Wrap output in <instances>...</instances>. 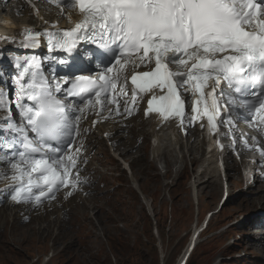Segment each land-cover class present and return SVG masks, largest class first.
<instances>
[{
  "label": "snow or ice",
  "instance_id": "snow-or-ice-1",
  "mask_svg": "<svg viewBox=\"0 0 264 264\" xmlns=\"http://www.w3.org/2000/svg\"><path fill=\"white\" fill-rule=\"evenodd\" d=\"M58 6L74 7L82 18L69 30L47 33L50 50L68 53L74 62L87 55L93 58L89 63L98 61L102 67L95 78L75 76L68 97H81L87 106L94 96L103 110L104 96L116 103L119 114L118 101L108 94L127 80L128 65L154 64L130 78L133 107L124 109L129 115L139 94L153 92L145 115L155 112L164 120L174 116L183 124L185 101L179 89L187 86L194 97L192 121L206 117L214 133L221 107L230 105L244 106L252 121L258 117L264 125V0H62ZM25 35L31 41L39 36L31 31ZM87 41L97 49L79 47ZM20 88L31 103L17 105L23 126L10 116L5 119L4 127L17 135L0 140V162H7L13 172L11 200L38 206L54 199L60 188L76 187L71 176L78 157L69 154L67 145L79 134L81 117L73 116L74 110L56 95L60 85L54 92L36 72ZM154 89L166 94L157 96ZM0 110L10 112L3 94ZM226 122L231 125V118ZM258 151L264 156V150Z\"/></svg>",
  "mask_w": 264,
  "mask_h": 264
},
{
  "label": "rangeland",
  "instance_id": "rangeland-1",
  "mask_svg": "<svg viewBox=\"0 0 264 264\" xmlns=\"http://www.w3.org/2000/svg\"><path fill=\"white\" fill-rule=\"evenodd\" d=\"M5 1L9 9L8 7L4 8L6 13H4V9L0 10V14H4L0 15V20L6 18L10 7H12L10 14L16 15L20 22L30 20L29 22L31 23L33 20V25H40L38 22L39 16L36 18L33 10H31L32 16L30 17L22 16L21 14L19 17L17 16L16 6L21 2L20 0ZM23 11H26L24 7ZM54 12L56 16H59L60 13L56 10ZM46 17L49 18L48 15ZM7 18L12 23V17L9 15ZM56 22L54 21L55 24H57ZM59 27L63 26L59 25ZM128 123L133 124L131 122ZM140 128V126L136 127L137 130ZM142 131L140 129L138 132L130 134L135 140L138 136L141 137L140 139L147 138L141 141V143L143 142L142 148L137 147L138 150L133 151L127 158L135 170V177L132 179L123 172L121 165L111 157L108 145H98L96 152L101 149L100 152L103 151L108 156V159L105 156H98L100 160L96 161L92 166L99 176L94 186H97L98 178H100L101 184L98 190L107 193H104V196L101 197L103 204L100 206L102 207L100 211L104 214V217L106 215L109 216L103 222L104 225L99 222L100 227H96L97 232L96 230L84 232V242L86 244L84 254L75 248L66 250L64 247H58L54 244L59 230H68L71 213L77 208H81L83 202L77 200L72 202L68 205L70 206L69 208L61 210V217H59L58 212L46 217H40L41 219L36 218L40 219V223L34 221L22 230L16 214L12 213V216H10V212L2 208L0 211V228L3 227L4 231H0L2 233L0 235V264H44L46 260H49L46 264H163L160 257V242L155 236L157 226L154 219H152L153 223H155V226H153L148 207L145 205L140 192H137L139 190L143 192L147 200L153 205L155 220L159 223L162 232V247L165 250V254L167 256L169 254L167 264H177L184 250L188 247L193 233L197 232V225L202 223L207 214L214 213L219 207L225 187L219 177L215 179L216 183L210 189H205V186L201 185L205 152L202 154L201 150V153L197 155L198 161L195 162V157L189 151L191 149L189 147H192L195 142L202 143L199 134L196 133L192 143L190 141L189 143L184 142L185 145L183 147L180 145L175 146L165 153L169 154L168 158L170 156L169 159L175 165L177 164L172 170L165 159H158L153 154L150 130L147 131L148 134ZM122 136L126 137L127 141V134ZM94 140H97V137ZM136 143H139V140ZM93 144L96 145L95 142ZM164 145L165 147H171L169 143H164ZM186 148L187 150L185 151ZM139 149L140 151L142 149L143 154H138ZM183 154L187 155V160H184ZM143 155L147 156V158L143 157ZM138 158L139 160L141 158L147 159L148 166H144L140 161L137 164ZM101 164L108 171H102ZM138 165L141 168H138ZM235 172H229L232 179H235V181L229 180L232 192L235 191L232 194L235 198H231L223 211L213 219L210 232L205 241L202 240L203 236L201 240L198 239L201 246L196 250L197 252H195L191 264H264V254L262 252L255 249H247L246 247L248 241H256V233V237L261 236L260 231L252 229V225L259 218V213L248 221V224L252 225H247V218L256 209H264V202L259 201L260 205L252 203V200L261 196H257L258 193L264 196V190H262L264 185L254 190H246L242 187V184L241 186L239 185ZM182 175L183 177H181ZM202 178L206 180L205 176ZM179 185H181L180 189ZM89 201L92 202V200ZM89 201L84 202L86 203L84 208L85 205H89ZM149 202H147L148 205H150ZM97 215L98 212L96 211L91 217ZM243 219L244 221L240 227L232 226L235 221ZM51 223L54 226L49 233L44 234L42 237L34 234V232L39 230L34 231L32 227L44 229ZM95 224L99 226L98 222ZM245 226H251V228L241 232V228H245ZM25 229L28 230L26 232L28 241L26 242H24L23 235V230ZM11 230L16 232V234H11ZM17 230H19V233H17ZM91 234L98 235L99 238L96 240V237H90ZM76 236L75 240L78 243L83 236L80 234H76ZM237 237H245L246 239L241 241L239 245ZM231 241L234 242L231 243ZM63 243L75 247L70 245L71 241L68 239L58 243V245H64ZM235 243L237 245H234ZM229 244L234 246L228 247ZM71 251L74 252V255ZM237 253L243 257L229 258L232 254L234 256Z\"/></svg>",
  "mask_w": 264,
  "mask_h": 264
},
{
  "label": "bare ground",
  "instance_id": "bare-ground-1",
  "mask_svg": "<svg viewBox=\"0 0 264 264\" xmlns=\"http://www.w3.org/2000/svg\"><path fill=\"white\" fill-rule=\"evenodd\" d=\"M0 1H4V0H0ZM21 2L16 6V9H17V16L19 17L20 14L22 16H32L31 15V8L29 6H27L26 4H24V1L23 0H20ZM33 3H34V0H32ZM36 8H37V12L36 14H34L37 18L38 17V22H40L41 24H46V26L48 28H58V26H63L64 29H67L69 27H72L74 22L78 21L80 19V14L78 13V11H74L72 8L70 7H64V8H59V7H52V6H49V5H43L42 3H34ZM8 7L9 9V6L6 5V1L5 2H0V10H3L4 8ZM23 7H24V10L26 11H23ZM38 7L40 9H38ZM11 8L10 7V11H9V14L6 16V18H2V20H0V53H4L5 50L7 51H10V53L15 52L13 54H17V50L21 47L23 50L24 49H29L30 48V44L28 43H24L22 44L21 42H23V40L25 39L26 35H25V32H22L20 31L19 29H17L15 32H13V38L10 37L9 35H11V32L13 29H10V28H7V27H10L11 26V22H10V19L7 18L10 16H12L11 13ZM5 10V9H4ZM40 12H39V11ZM57 11L59 14V16H56L55 12L54 11ZM23 12V13H22ZM33 13V12H32ZM49 13V14H48ZM49 16V18H47L46 16ZM16 16V15H15ZM69 17L71 19H69ZM55 18H57V20H55ZM32 20V19H31ZM41 20V21H40ZM30 21V20H29ZM28 20H25V21H22L19 23L21 25H25V26H31L32 27V24H33V20L31 21V23L29 22ZM48 21V22H47ZM54 21H57L56 23L58 24H55ZM5 25H8V26H5ZM35 26L36 28L38 27L37 24L33 25ZM41 28H42V25H41ZM8 35V36H6ZM6 37H9V38H6ZM12 39H14L15 41V44H12V43H9L12 41ZM12 48V49H11ZM14 48H17V49H14ZM84 48V47H83ZM20 57V59H24L25 56H26V53H19L18 55ZM62 63H64L63 61H61ZM65 64V63H64ZM66 67V66H65ZM128 73H131V72H128ZM138 129V128H137ZM173 131V132H172ZM145 132V131H144ZM115 133L117 134V138H116V141L119 142L120 144L124 143L126 141V137H123L122 135H126V134H122L120 130H117L115 131ZM151 134V133H150ZM152 135V134H151ZM166 135V137H164ZM138 136V135H137ZM97 140L101 141L100 143L102 144V141L103 139L100 138V137H97ZM160 140L162 143L164 142H168V141H173L174 142V146L173 147H177V146H182L183 143H181V140L179 139L178 135L176 134V128L173 127L171 130H164L162 132V136L160 135ZM126 143V142H125ZM89 145L90 147L93 149L95 146L92 144V142H89ZM191 145V144H190ZM128 144H125L123 147H121V151L120 152H123L122 149L127 147ZM133 149L132 150H136L135 149V145L133 144ZM161 148H163V144L160 145ZM191 149H189L190 153L193 155V157H195V162L198 161V153H201V149L199 147H197L196 145H192V147H189ZM165 151V152H164ZM103 151H101L102 153ZM166 152H168L167 150H163V153L162 154V149H159L156 151L157 154H159L157 156V158L159 159H165L168 163V166L169 168H171L173 170V168L177 165H175L173 163V161H171L169 158H168V155L169 154H165ZM103 154V153H102ZM129 152H126V153H123V156L125 155H128ZM139 155L140 154H143L142 153V149L141 151H139L138 153ZM141 163L144 164V166L146 165L147 163V159L145 158H141L139 160ZM206 165H209V168L208 170L201 176V185L205 186V189H210L215 183H216V178H220L221 179V183L223 186H225V184L228 182V180L226 179V177L224 176V173L220 172L216 166H215V163L212 161V158H210L209 155H207V160H206ZM157 166V165H156ZM155 166V167H156ZM235 171L238 172V170L236 169V167H234ZM101 173V172H100ZM206 177V180H204L202 177ZM183 177V175L181 176ZM230 190V189H229ZM223 195H224V192H223ZM259 196V195H258ZM233 197L232 195V188H231V196L230 198L228 199L227 202H229V200ZM264 202V196L261 195L259 196V198L257 199H254L252 200V203L257 205L259 204L260 205V202ZM91 203H93L92 207L93 208H88V209H84V208H78L76 209L73 213H71V217H72V220L70 222V228L65 231V230H62L58 236L56 237L55 239V242L56 244L58 243H61V242H64L65 240H70L71 243L70 245H73L75 247H71L69 246L68 248L70 249H77L80 253H83L84 254V247H86V244H85V238H84V232L85 231H88L90 230L89 228L90 227H93L92 230H95L94 226L90 220V217H91V212L95 211V210H99V222L103 223L106 218L109 216L106 215V217H104L100 211V207L101 204H103V199L102 198H97L96 200H93ZM70 205V204H69ZM55 206V205H54ZM89 206V205H88ZM53 207V206H52ZM50 208V207H49ZM105 208V207H104ZM46 209H48L46 207ZM117 209V208H116ZM72 211V210H71ZM9 216V215H8ZM11 216V215H10ZM16 218V217H15ZM3 219V218H2ZM41 219V218H40ZM43 220V219H42ZM45 220V219H44ZM13 221V220H12ZM60 222V221H59ZM37 223H40V221H38ZM4 224V223H3ZM17 224V223H16ZM42 224V223H41ZM104 225V223H103ZM6 226V225H5ZM26 226H22L20 229H24ZM28 228H31V227H28ZM52 227L49 226L47 228V230L51 229ZM18 229V228H17ZM59 229V228H58ZM105 229V228H103ZM39 231L38 232H34V234L36 235H40V234H43L45 231H42L40 229H38ZM0 231L3 232L4 231V228L1 227L0 228ZM28 230L25 229L23 230V235H24V242L28 241V236L26 235V232ZM34 231H36V229H34ZM97 232V230H96ZM103 232V230H102ZM17 233H19V230H17ZM262 233V232H260ZM11 234H16V232H14L13 230H11ZM52 234V233H51ZM76 234H80L83 236L82 240L81 241H77L75 240V238L77 237ZM0 235H2V233H0ZM96 237V240L99 238L98 235H93L91 234L90 237ZM30 237V235H29ZM79 237V236H78ZM198 239L199 238V235H196L194 237V240L193 242L190 244V246L187 248V250L183 253L182 257L179 259L178 263L177 264H187L190 257L192 256L196 246L198 245ZM64 245H66L65 243H63ZM246 247L247 249H255V250H258L259 252H262V254H264V236H260L258 237V240L256 242H252V241H248L246 243ZM77 251V252H78ZM72 254L74 255V252L71 251ZM262 256V255H261ZM264 256V255H263Z\"/></svg>",
  "mask_w": 264,
  "mask_h": 264
},
{
  "label": "clouds",
  "instance_id": "clouds-1",
  "mask_svg": "<svg viewBox=\"0 0 264 264\" xmlns=\"http://www.w3.org/2000/svg\"><path fill=\"white\" fill-rule=\"evenodd\" d=\"M90 167H91V165H90ZM97 177H99V176H96V177H95V179L93 180V185L96 184V179H97ZM99 179H100V178H98V180H99ZM98 183H99V181H98ZM96 187L98 188L99 185L97 184ZM103 196H104V192H101V191H99V190L97 189V190H96V196H95V198L92 199V201H93V200H96L97 198H101V197H103ZM84 204H86V203H84ZM91 205H93V203H92ZM88 208H90V207H88V206L85 205V208H84V209H88ZM96 211H97L98 214H99V211H98V210H95L94 212H92V214H94ZM92 214H91V215H92ZM70 216H71V215H70ZM71 220H72V217L70 218V221H69V223H68V229L70 228V225H69V224H70ZM90 220H91L90 223L93 224L95 230H96V227H97V228L100 227V223H99V215H97V216H95V217H90ZM96 222H98L99 226H96V224H95ZM89 229L92 230L93 227H90ZM95 230H92V231H95ZM61 231H62V230H61ZM65 231H67V230H65ZM57 235H58V234H57ZM69 255H70V254H69ZM72 258H73V256H72ZM73 260H74V259H73Z\"/></svg>",
  "mask_w": 264,
  "mask_h": 264
},
{
  "label": "trees",
  "instance_id": "trees-1",
  "mask_svg": "<svg viewBox=\"0 0 264 264\" xmlns=\"http://www.w3.org/2000/svg\"><path fill=\"white\" fill-rule=\"evenodd\" d=\"M151 222H152V224H153V226H154V223H153V220L151 219ZM191 264V263H190Z\"/></svg>",
  "mask_w": 264,
  "mask_h": 264
}]
</instances>
